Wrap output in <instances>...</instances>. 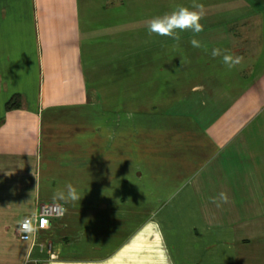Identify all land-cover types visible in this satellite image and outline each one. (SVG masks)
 I'll return each mask as SVG.
<instances>
[{
	"label": "crops",
	"instance_id": "obj_1",
	"mask_svg": "<svg viewBox=\"0 0 264 264\" xmlns=\"http://www.w3.org/2000/svg\"><path fill=\"white\" fill-rule=\"evenodd\" d=\"M196 3L204 30L178 42L212 69L181 87L170 57L185 55L85 54L108 30L90 32L89 0H0V264H264V0ZM67 183L80 202L53 199ZM42 203L64 208L36 236L51 259L20 237Z\"/></svg>",
	"mask_w": 264,
	"mask_h": 264
},
{
	"label": "rangeland",
	"instance_id": "obj_2",
	"mask_svg": "<svg viewBox=\"0 0 264 264\" xmlns=\"http://www.w3.org/2000/svg\"><path fill=\"white\" fill-rule=\"evenodd\" d=\"M197 1L170 0L175 7L179 4L191 7ZM166 2V0H89L90 32L99 26H105L104 29L108 28V30L103 31V34L97 32L95 38L93 36L90 38L94 41L96 39L99 40V37L104 38L106 44L93 43L91 45L89 43L86 46L85 54H92L95 59L99 58V54H117L115 57L107 59L113 68H115L114 66L123 68L133 65L139 68H146V63L151 62L150 57L153 54L185 55L187 58L185 60H177L171 55L170 68L175 73L173 77L178 82L177 84L181 87H188L198 77V73H194L196 63L201 67L200 73L211 71L212 68H209L210 64H207L205 60L200 61L197 56L192 58V54H195V51L190 42L179 43L171 41L165 43V37L150 36L148 34V21L153 17L163 15L161 8L165 7ZM86 7L88 6L85 4L84 10H82L85 11ZM109 9L112 11L114 9V13L110 12ZM113 15H115L114 21L106 23L107 19H113ZM141 63L144 64L143 67ZM90 65H87L88 69ZM93 77L89 80L93 81ZM96 85L100 86L98 83ZM122 87L125 88L124 85ZM184 91L168 92V94L171 97H175ZM121 94L122 98H125L128 92L122 91ZM140 99L138 100L141 102L142 99Z\"/></svg>",
	"mask_w": 264,
	"mask_h": 264
},
{
	"label": "clouds",
	"instance_id": "obj_3",
	"mask_svg": "<svg viewBox=\"0 0 264 264\" xmlns=\"http://www.w3.org/2000/svg\"><path fill=\"white\" fill-rule=\"evenodd\" d=\"M205 16V8L203 4L193 3L191 7L179 5L169 13L151 18L147 23L148 34L160 37H167L175 41L180 40L179 33L192 32L199 34L204 30V26L200 22ZM190 44L194 48H200V41L196 38L190 40ZM213 57L222 56L223 63L229 68H234L241 63L242 57L222 52L219 48H213L211 51ZM54 200H63L65 202H76L81 200L77 189L67 183L63 189H56L53 193ZM229 197L227 193L220 192L218 197H214L212 202L220 207L221 203H228ZM168 264H171V257H168Z\"/></svg>",
	"mask_w": 264,
	"mask_h": 264
},
{
	"label": "built area",
	"instance_id": "obj_4",
	"mask_svg": "<svg viewBox=\"0 0 264 264\" xmlns=\"http://www.w3.org/2000/svg\"><path fill=\"white\" fill-rule=\"evenodd\" d=\"M64 214V208L60 203H42L37 214L29 217L20 224V237L24 240L32 241V244L37 243L40 248L47 253V258H55L56 254L53 250L52 242L49 240L36 241V236L39 231L49 230L52 227L54 219L60 218ZM34 238V239H33ZM29 261V260H27ZM34 264H43L36 260Z\"/></svg>",
	"mask_w": 264,
	"mask_h": 264
},
{
	"label": "trees",
	"instance_id": "obj_5",
	"mask_svg": "<svg viewBox=\"0 0 264 264\" xmlns=\"http://www.w3.org/2000/svg\"><path fill=\"white\" fill-rule=\"evenodd\" d=\"M21 107V95L15 94L6 102V109L12 110Z\"/></svg>",
	"mask_w": 264,
	"mask_h": 264
}]
</instances>
